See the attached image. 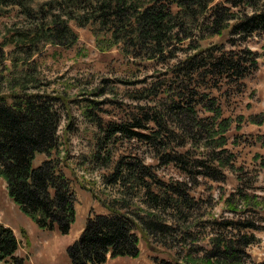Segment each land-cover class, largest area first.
<instances>
[{
	"label": "rangeland",
	"instance_id": "374dc122",
	"mask_svg": "<svg viewBox=\"0 0 264 264\" xmlns=\"http://www.w3.org/2000/svg\"><path fill=\"white\" fill-rule=\"evenodd\" d=\"M47 1L34 0L31 6L36 10ZM225 1L214 0L209 8L226 6ZM169 2L160 0L174 14L180 12L179 26L166 35L159 50L134 46L132 28L120 33L100 20L84 27L70 20L75 39L52 44L39 29L49 25L50 17L30 19L17 7L0 9V95L38 93L58 99L57 157L76 199L69 233L54 234L38 229L21 212L0 178V224L14 230L20 243L17 255L28 256L29 264L68 262L65 248L78 238L86 218L107 213L96 199L123 201L128 211L154 215L174 229L170 236L155 238L137 231L139 256L126 258L132 260L129 264H264V34L241 42L229 32L235 23L231 21L221 35H207L208 10L190 19ZM52 13L64 16L62 10ZM214 46L239 57L245 48L258 53V69L237 82L176 74L177 65L188 56ZM201 96L206 102L214 99L216 113L200 104ZM191 99L205 130L196 134L173 122L175 116L168 110L172 102L184 105ZM117 125L156 142L130 138L127 132L111 135L110 127ZM222 137L224 143L219 144ZM100 145L105 148L96 161ZM221 150L225 154L211 162L212 154ZM186 152L189 164L204 161L222 174L221 179L192 178L162 160L164 155ZM45 159L37 155L33 166ZM120 161L142 162L164 185H184L188 205L153 211L132 182L125 188L110 185L107 180ZM146 181L161 195L155 181ZM28 223L37 231L33 233ZM226 245L237 250L236 259L213 254Z\"/></svg>",
	"mask_w": 264,
	"mask_h": 264
},
{
	"label": "trees",
	"instance_id": "16d2710c",
	"mask_svg": "<svg viewBox=\"0 0 264 264\" xmlns=\"http://www.w3.org/2000/svg\"><path fill=\"white\" fill-rule=\"evenodd\" d=\"M33 1L0 0V9L17 7L30 19L41 15L44 20L50 17L49 25L39 29L49 43L56 45H64L68 40L75 39L69 27L70 20L76 21L80 27L100 20L102 25L116 28L120 33L132 28L131 42H134V46L158 47V50L166 41V35L179 26L177 21L180 12L174 14L170 6L162 5L160 0H48L36 10L31 6ZM213 1L170 0L169 4H174L190 19L208 10L204 20L207 21V25L204 24L207 35H221L231 21L235 23L229 27V32L239 36L241 42H246L254 35L264 34V0H226V6L216 4L209 8ZM57 10H62L65 17L52 13ZM82 17L88 19L84 21ZM223 50V47L214 46L193 53L177 65L176 74L186 78L193 75H199L201 79L234 78L232 81L237 82L258 69V53L245 48L242 50L243 56L239 57L234 52L224 54ZM203 97L200 104L203 103L206 110L216 113L214 99L206 102ZM57 100L56 97L38 93H19L10 97L0 95V178L6 184L10 200L38 229L67 235L75 221L76 199L57 157L61 118L56 108ZM193 102L192 99L184 105L172 102L168 108L170 114L175 116L173 122L182 124L188 134L205 131L203 121L198 119L191 107ZM108 132L111 135L127 132L130 138L156 142L155 138L126 131L120 125L110 127ZM219 140V144L224 143L223 137ZM104 148L99 146L98 155L94 156L96 161L100 160V151ZM186 154H167L162 160L164 164H173L192 178L203 176L213 181L221 179L222 174L213 171L204 161L195 160L189 164ZM223 154L225 151L222 150L213 153L211 162H216ZM37 155H44L46 159L34 167L33 161ZM104 160L106 162L102 166L107 167L109 158ZM190 168H200L202 171L192 173ZM146 178L160 186L161 195L151 191ZM107 182L120 188L130 187L132 182L139 193L143 191V204L153 211L188 205L189 202L188 189L182 188L184 185L157 182L139 161L118 162ZM96 200L107 213L87 218L78 239L65 250L68 264H106L108 259L137 258V231L151 238L170 236L174 232L171 225L156 221L154 215L149 218L128 211L123 201ZM223 248L221 252L218 249L213 254L236 259L237 250L234 247L226 245ZM17 250L18 242L13 231L0 224V263L29 264L27 257L17 255Z\"/></svg>",
	"mask_w": 264,
	"mask_h": 264
},
{
	"label": "crops",
	"instance_id": "0c3cea01",
	"mask_svg": "<svg viewBox=\"0 0 264 264\" xmlns=\"http://www.w3.org/2000/svg\"><path fill=\"white\" fill-rule=\"evenodd\" d=\"M28 225H29V227H30V229H31V231H32L33 233L37 231L31 223H28ZM13 231H14V230H13ZM52 233H54V234H58L56 231H52ZM26 234H27V232H26ZM27 238H28V237H27ZM28 240H29V238H28ZM71 244H72V243H71ZM69 245H70V244H69ZM69 245H68V246H69ZM111 260L115 261L116 263H117V262H120V264H129V262L132 261V260H127L126 258H115V259H108L107 262H106V264H109V262H111ZM64 264H68V262H64Z\"/></svg>",
	"mask_w": 264,
	"mask_h": 264
}]
</instances>
